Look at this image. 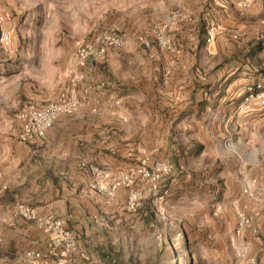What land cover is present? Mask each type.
Masks as SVG:
<instances>
[{"label": "crops", "instance_id": "obj_1", "mask_svg": "<svg viewBox=\"0 0 264 264\" xmlns=\"http://www.w3.org/2000/svg\"><path fill=\"white\" fill-rule=\"evenodd\" d=\"M144 1L146 3L142 6L149 7L145 14L151 16L150 20L158 19L157 23H164L172 9L183 13V18L176 20L170 29L179 48L177 57L158 47L157 53L156 45L148 47L147 54H138L142 51L138 48L141 44L132 36V30L125 31V28L122 32L125 44L108 50L106 64L99 67L88 63L83 68L85 85L93 84L87 93L94 99L100 97L102 103L84 102L74 114L54 119L46 129V139L40 144L26 145L18 141L19 125L15 114L19 108L13 114L14 127L5 128L3 122L4 127L0 128V264H27L23 258L26 250L45 251L47 247L46 232L31 220L12 217L14 205L20 199L40 214L52 213L65 218L71 231L84 240V245L96 248L95 255L85 250L97 258L96 264H102V259L115 262L110 256L111 251L102 248L106 246L104 240L108 229L100 224V220L123 212L125 199L121 198L126 196V189L118 188L112 199L90 190L88 165L93 162L115 172L118 168L136 164L140 158L139 141L117 132V125L126 119L125 114L132 121H137V111H141V124L146 121L151 127L170 128L169 136L175 127L187 128V143L180 151L183 158L198 161V165L204 157L205 144H211L214 139L220 141L234 133L246 141L247 136L252 137L254 123L264 121V109L245 100L247 86L257 83L264 71V26L259 37H253L258 31L256 20L264 15V0H257L246 10H235L230 7L229 0ZM37 4H41L43 12L58 8L53 1L39 0ZM32 5L27 3L24 8L30 10ZM231 9L237 12L233 13ZM15 11L17 8L12 0H0V14L5 16L0 24L2 29L16 31L14 27L5 25L9 14ZM31 27L33 31L46 29L45 24H33ZM209 27L213 29V37L207 42ZM234 34L238 37L235 38ZM15 40L14 36L10 55L0 52V96L8 94L16 78L30 73L18 70L21 61L16 62L15 59ZM58 46L56 44L46 58L59 56L61 61H65L63 74L66 76L77 66L73 57L68 56V50H59ZM24 53L27 59L31 55L27 50ZM102 82L104 84L100 86ZM138 93L153 96L154 104L150 101L148 105L145 100L136 102L140 99ZM114 98L116 100L112 103ZM119 101L120 105L115 104ZM92 111L101 114L94 115ZM94 117L98 118L96 122ZM199 145L201 147L197 149ZM108 150L111 153H107ZM171 150V156L177 162L173 163L169 157L162 159L173 165H183L177 149L173 147ZM217 157L215 154L211 159ZM215 176L220 179H216V184L210 182L209 187L212 185L213 191L222 187L226 198L234 196L231 191L237 189L241 192L243 186H250L252 174L243 170L223 174L220 170ZM177 181L167 183L171 186ZM144 183H136L135 187ZM167 183L162 181L160 185L166 187ZM240 194L245 198V193ZM141 211L128 213L134 217L130 220L133 225L138 222ZM67 264L86 263L75 252Z\"/></svg>", "mask_w": 264, "mask_h": 264}, {"label": "rangeland", "instance_id": "obj_2", "mask_svg": "<svg viewBox=\"0 0 264 264\" xmlns=\"http://www.w3.org/2000/svg\"><path fill=\"white\" fill-rule=\"evenodd\" d=\"M45 1H53L58 6L57 10L51 9L52 4L50 11L45 9L43 12L41 4H37L39 0H12L17 11L9 14L5 25L14 27L16 31L13 33L9 29L5 30L11 32L12 41L14 36L16 39L13 52H16V62L21 61L18 64V70H27L30 73L26 77L23 75L22 78H16L15 85L8 94L0 96V103L3 105V109L0 110V128L4 127L3 122L6 124L5 128L14 127L13 114L23 102L53 100L61 90L68 88L70 85L68 73L66 76L63 74L66 67L65 61H61L59 56L46 58L56 44L59 45V50H68V56L71 58L79 43L90 41L93 36L105 29H115L121 34L125 28H127L125 31L131 29L132 36L138 40L139 35L148 32L158 20L156 18L150 20L151 16L145 14L149 7L142 6L146 3L144 0ZM30 2L34 4L31 6L32 9H25L24 6ZM229 5L235 10H240L230 2ZM235 10L233 13L237 12ZM128 18L129 22H126ZM256 21L258 31L253 35L254 38L259 37L261 28L264 26V15ZM33 24H45L46 29L33 31L31 27ZM234 37L238 36L234 34ZM150 46H155V43H151ZM138 48L142 50L140 53L137 52L138 54L143 52L147 54L146 47L141 45ZM155 48L159 53L157 46ZM26 50L31 53L28 59L24 53ZM2 53L8 56L5 52ZM92 64L101 66L99 63ZM85 84L84 79L77 85L80 102L102 103L100 97L95 100L94 96H89L85 90ZM93 93L97 96L94 90ZM137 95L140 99L136 102L145 100L148 105L150 101L154 104L153 96L139 93ZM115 100V98L111 99V102L114 103ZM120 103L119 101L115 104L120 105ZM140 112L137 111L135 117L137 121H132V118L125 114L126 119L121 125H117V132L122 136L135 137L139 141L138 156L140 158L135 160L136 163L144 161L148 164L151 160L165 157H169L173 163L177 162L171 156L173 155L171 148L174 147L183 165H174L172 174L164 176L161 180L165 183L178 180L176 185L169 186L167 183L164 187L159 184L160 187L156 191L148 180L138 182L139 184L145 182L146 185L144 183L137 188L141 198L139 208L135 212L142 211L138 222L134 225L130 221L134 217L128 216V213L133 212L127 211L126 208L120 214L100 220L106 225L100 224L108 229L107 238L104 240L106 246L102 248L111 251L110 256L116 264H248L249 258H254L255 264H264V222L262 221L264 121L259 120L254 123L251 128L252 137L247 136L246 141L238 138L239 135L234 133L231 136L226 135L220 141L214 139L211 144H205L207 148L198 165V161L183 158L180 151L187 143L185 139L188 133L187 128L175 127L171 129L173 133L169 136L167 133L170 128L151 127L146 124V121L141 124ZM91 113L98 116L101 114L97 111ZM4 114L7 117L4 118ZM97 119L94 117V122ZM230 129L232 131L233 128ZM170 145H172L171 148ZM106 152L111 153V150ZM215 154L218 157L212 160L211 156ZM90 164L95 165L93 162ZM220 170L223 174L238 170L252 174L250 189L253 196L246 195V197L243 194L244 198L240 194L243 191L240 192L237 189L231 191V194H234L233 197L224 198V191L218 196V192L213 191L212 185L209 187V184L210 182L216 184V179H220L215 176V173ZM237 175L240 176L239 173ZM121 199H125L126 203V196L123 195ZM18 201L25 202L21 199ZM218 204L220 209H216ZM237 211L244 212L249 218L248 225L240 234L235 232ZM77 240L76 252L81 259L86 264H96L97 258L85 252L89 250L95 255L96 248L93 245L89 247L84 245L83 239L77 237ZM82 247L85 249L83 250ZM237 252L243 254V257L239 258ZM101 262L102 264L115 263L103 259Z\"/></svg>", "mask_w": 264, "mask_h": 264}, {"label": "built area", "instance_id": "obj_3", "mask_svg": "<svg viewBox=\"0 0 264 264\" xmlns=\"http://www.w3.org/2000/svg\"><path fill=\"white\" fill-rule=\"evenodd\" d=\"M229 1L240 10L250 8L255 2V0ZM182 18L183 13L180 10H170L164 23H156L148 32L139 35L140 44L148 48L154 42L160 50L177 57L179 48L171 36L170 29L176 20ZM4 19V15L0 14V24ZM206 32L208 35L206 41L210 42L213 37V29L209 27ZM124 44V36L115 29H105L93 36L90 41L79 43L73 56V62L77 69L68 72L70 81L68 88L61 90L53 100L45 102L27 100L17 110L15 118L19 125L18 140L26 144L42 143L46 139V129L54 119L61 115L72 114L80 106L77 85L85 79L83 68L88 63L106 64L109 59L108 50L120 48ZM0 51L7 55L12 52L11 32L2 28H0ZM262 57L264 59V52ZM103 84L102 82L100 86ZM92 87L91 84H88L86 92L90 93ZM245 100L252 101L264 109V71L257 83L247 86ZM88 171L91 176L88 182L90 190L111 199L116 195L118 188L123 187L127 191L125 208L129 212H135L139 208L141 198L135 184L142 180H148L152 188L158 191L161 180L164 176L172 174L174 165L170 161L158 159L150 165L141 161L124 168H118L115 172L106 167L89 164ZM242 191L248 197L253 196L250 186H243ZM216 209H220L219 204L216 205ZM13 216L33 221L48 236L45 251L26 250L23 258L27 264H67L70 256L77 251V236L71 231L65 218L52 213L40 214L33 206L22 201L15 203ZM262 221L264 222V208L262 209ZM248 223V216L244 212L237 211L236 234H240ZM237 256L242 258L243 254L237 252ZM248 264H255L254 258H249Z\"/></svg>", "mask_w": 264, "mask_h": 264}, {"label": "trees", "instance_id": "obj_4", "mask_svg": "<svg viewBox=\"0 0 264 264\" xmlns=\"http://www.w3.org/2000/svg\"><path fill=\"white\" fill-rule=\"evenodd\" d=\"M200 145L199 146H197V149H200ZM214 189H216V187H214ZM215 192H218V196H220L221 195V193L223 192V189H222V187L221 188H218L217 190H215Z\"/></svg>", "mask_w": 264, "mask_h": 264}]
</instances>
